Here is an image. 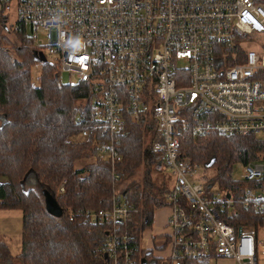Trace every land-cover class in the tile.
<instances>
[{
	"label": "built area",
	"instance_id": "built-area-1",
	"mask_svg": "<svg viewBox=\"0 0 264 264\" xmlns=\"http://www.w3.org/2000/svg\"><path fill=\"white\" fill-rule=\"evenodd\" d=\"M21 26L36 51L75 72L69 84H86L92 122L80 136L98 140L114 178L130 125H155L151 149L173 180L156 207L166 210L165 229L151 233L150 224L134 242L138 208L115 187L107 205L75 213L107 225L109 264H264V221L259 229L229 221L239 206L264 213V148L234 163L241 175L233 176L251 180L241 199L215 190L212 174L197 171L208 166L179 151L187 129L264 142L263 1L0 0V28Z\"/></svg>",
	"mask_w": 264,
	"mask_h": 264
},
{
	"label": "trees",
	"instance_id": "trees-1",
	"mask_svg": "<svg viewBox=\"0 0 264 264\" xmlns=\"http://www.w3.org/2000/svg\"><path fill=\"white\" fill-rule=\"evenodd\" d=\"M0 30V207L19 208L22 220L21 249L13 254L0 239V264H109L101 250L107 225L72 211L107 205L112 185L145 164L138 182L132 180L122 189L138 208L134 220L141 218V223L132 220L130 232L134 242L139 241L140 229L151 224L154 209L164 204L168 186L152 181L150 174L151 165L160 161L151 149L155 125H130L121 143L122 160L115 167L120 177L114 178L111 163L99 155L98 140L80 136L81 129L92 122L86 84L62 82L50 61L43 62L38 84H33L31 66L37 60L25 26L17 31ZM7 32H13L17 40ZM262 148L264 142L253 135H194L191 129L181 135L179 145L181 156L210 163L206 166L214 172L209 181L216 180L221 190L239 199L251 180L235 178L233 165L255 159ZM83 158L88 161L76 165ZM63 179L64 191L56 194ZM43 187L56 194L64 210L61 216L47 211L40 195ZM238 209L230 222L259 229L264 213L251 206Z\"/></svg>",
	"mask_w": 264,
	"mask_h": 264
},
{
	"label": "rangeland",
	"instance_id": "rangeland-1",
	"mask_svg": "<svg viewBox=\"0 0 264 264\" xmlns=\"http://www.w3.org/2000/svg\"><path fill=\"white\" fill-rule=\"evenodd\" d=\"M12 18H13V16H12ZM6 34H7V36L11 37L12 40H17L15 38L16 36L13 32H7ZM45 54H46L47 60L52 62L55 65V68H57L59 78L62 82L69 83L70 79L76 78L75 72L70 71L69 69L65 68L64 66H61L59 63L54 61L57 54L50 53L47 50H46ZM42 64H43V62L36 61L31 66V79H32L33 84H38V81H39L38 77L40 74ZM146 138H147V136H146ZM85 161L87 162L88 160L84 159V158L77 160L76 165H83L85 163ZM117 164H115V166ZM155 167H157L160 170H157ZM145 168H146L145 164L144 165L142 164L138 168H136L134 173H132L128 176H125V177L122 176V179L119 182H115L112 185L111 193H112L114 187L119 188V189H123L132 180H135L136 182H138V180L141 178V175L143 174V172H145ZM197 171L200 174H202L204 171H206L207 174H213L214 168H212L210 166H208V168L200 166L197 169ZM111 173H112V169H111ZM150 174L152 177V181H154V182L162 181V183H164L166 185H172V183H173L170 170L167 167L163 166L160 163V161L157 163V166H154L153 164L151 165ZM233 174H234V176H237V177H239L241 175V169L239 167H237L236 164L234 165V168H233ZM1 178L4 179L3 177H1ZM65 182H66V179H63L58 184L56 194H60L64 191ZM61 184H62V186H60ZM60 187H62V190H60ZM213 187L215 190L216 189L221 190L219 188V186H213ZM35 189L38 192L37 186H35ZM42 189L40 190L41 196H43ZM56 194H54V195L56 196ZM43 198H44V196H43ZM159 209H164V210L160 211ZM62 210H63V208H62ZM79 210H86V208H79V209L72 211V212L76 213ZM164 211H165V208L155 209V211H154V219L155 220L153 221V223L150 227H147V229L150 230L151 233H155V232H158L160 230L163 231L165 229L164 227L162 228V225H161V222H162L164 215H165ZM63 213H64V210H63L62 214ZM157 221H159V223H156ZM21 229H22L21 210L19 208H15V207L14 208L0 207V239L4 240L6 242V244L9 246L10 251L14 254L18 253L21 249ZM142 241H147V236H144ZM217 262H218V260H217ZM261 262L262 261L260 260V263ZM219 263H220V261H219Z\"/></svg>",
	"mask_w": 264,
	"mask_h": 264
},
{
	"label": "water",
	"instance_id": "water-1",
	"mask_svg": "<svg viewBox=\"0 0 264 264\" xmlns=\"http://www.w3.org/2000/svg\"><path fill=\"white\" fill-rule=\"evenodd\" d=\"M35 59L37 61L45 62L46 56L40 51H36L34 49ZM210 163L206 164L209 165ZM22 182V181H21ZM42 194L44 196V203L47 211L56 217L61 216L63 210L60 204L58 203V200L54 194H52L50 191H48L46 188L42 189Z\"/></svg>",
	"mask_w": 264,
	"mask_h": 264
},
{
	"label": "crops",
	"instance_id": "crops-1",
	"mask_svg": "<svg viewBox=\"0 0 264 264\" xmlns=\"http://www.w3.org/2000/svg\"><path fill=\"white\" fill-rule=\"evenodd\" d=\"M155 209H158V208H155ZM155 209H154V211H155ZM159 210L162 211L164 209H159ZM154 211H153V215H152V217H153L152 223L155 220L154 219ZM164 213L166 214V210L164 211ZM164 218H165V215H164ZM164 218H163V220L161 222V225L164 222ZM152 223H151V225H152ZM156 223H159V221H157ZM15 254H17V253H15ZM219 261H220V263H219ZM217 263L218 264H237V262L233 258H220Z\"/></svg>",
	"mask_w": 264,
	"mask_h": 264
}]
</instances>
